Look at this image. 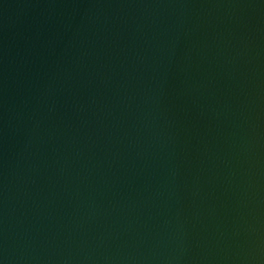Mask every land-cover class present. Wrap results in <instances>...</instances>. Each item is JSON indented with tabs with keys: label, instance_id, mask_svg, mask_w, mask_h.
<instances>
[{
	"label": "water",
	"instance_id": "1",
	"mask_svg": "<svg viewBox=\"0 0 264 264\" xmlns=\"http://www.w3.org/2000/svg\"><path fill=\"white\" fill-rule=\"evenodd\" d=\"M0 264H264V0H0Z\"/></svg>",
	"mask_w": 264,
	"mask_h": 264
}]
</instances>
